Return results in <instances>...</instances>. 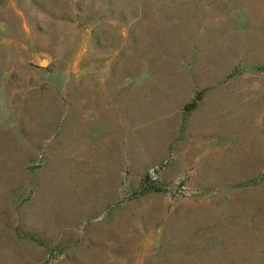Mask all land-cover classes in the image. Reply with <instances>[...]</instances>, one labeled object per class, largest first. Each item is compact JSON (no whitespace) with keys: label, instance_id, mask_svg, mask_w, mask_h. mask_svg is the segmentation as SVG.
Here are the masks:
<instances>
[{"label":"rangeland","instance_id":"obj_1","mask_svg":"<svg viewBox=\"0 0 264 264\" xmlns=\"http://www.w3.org/2000/svg\"><path fill=\"white\" fill-rule=\"evenodd\" d=\"M0 264H264V0H0Z\"/></svg>","mask_w":264,"mask_h":264}]
</instances>
